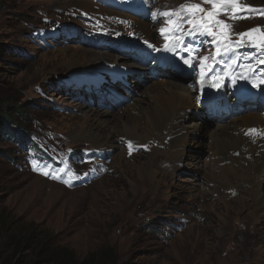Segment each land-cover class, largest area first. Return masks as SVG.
<instances>
[{
  "label": "rangeland",
  "instance_id": "rangeland-1",
  "mask_svg": "<svg viewBox=\"0 0 264 264\" xmlns=\"http://www.w3.org/2000/svg\"><path fill=\"white\" fill-rule=\"evenodd\" d=\"M187 1L172 0L169 4ZM197 1L203 8H211L204 0ZM236 3L239 12L235 18L231 7L222 10L217 18L230 25L226 30L228 41L233 45L241 42L242 46L220 56L221 61L206 63L218 73L216 81L222 77L218 82L226 84V98L231 106H235L231 77L224 72L222 64L234 62L239 50L247 48L246 54L250 58L247 63L256 64L259 72L251 83V91L239 99L238 106L243 114L255 111L264 117V110L255 104L264 97L259 91L263 85L253 87V83L264 78L261 71L264 64L259 63L264 54L258 53L246 36L239 35L255 26L264 32V13L248 10L252 7L264 9V0H236ZM120 4V0H86L85 3L82 0L75 3L67 0H0L1 107L7 112L6 106L10 109L20 107L19 115L11 112L7 117L24 134L19 144L14 136L0 137L2 236L8 230L17 234L27 229L37 234L47 232L55 244L73 249L78 258L90 251L112 248L121 264H264V209L255 208L251 197L258 189L257 184L264 183L263 179L236 197L230 189L229 200H226L229 190L224 195L221 189L214 193L210 184L202 180L204 176L195 177L193 182L194 174L185 168L176 170L171 176L166 173L158 183H150L145 173L137 174L134 164L149 157L152 166L159 169L172 148V122L159 123L155 135L145 137L146 125L158 116L154 114L149 121L141 122L137 132L130 133L129 140L124 136L118 139V144L123 147L119 151L95 150L101 148H94L93 143L84 138L72 137L81 127L90 126L91 118H97L96 113L89 111L103 108L111 113L122 112L126 107H120L128 94L115 89L112 80H107L108 91L101 88L104 83L99 87L103 81L83 91L85 83L77 80L82 77L69 75L68 69L60 64L62 58L56 48L65 49L67 53L79 49L97 55L101 52L111 56V60L120 51L130 53V47L115 43L122 31L109 23L98 25V12L114 15L118 9L122 12ZM123 11L151 25L154 42L160 40L156 24L146 12L127 8ZM188 27L186 22L184 31ZM125 30L131 34L132 41L145 44L128 25ZM203 39L212 43L206 49H217L213 37L205 35ZM97 45L106 46L113 54L97 49ZM204 51L200 57L216 52ZM90 57L80 58V65L91 64L93 59ZM145 58L146 66H151L153 60L146 55ZM199 62H193L195 67L180 85L190 86L186 82L194 78ZM102 78L106 80L110 76L104 73ZM206 79L208 75L204 77ZM241 87L249 89L247 83ZM201 90L199 87L193 93L199 97ZM80 100L84 102L80 103ZM86 102L91 108L85 106ZM74 103L80 104V109L76 110ZM128 112L134 117L141 116L131 108ZM84 113L90 116L88 123H83ZM203 121L215 125L223 118L217 112H209ZM111 123L118 126V121L113 118ZM196 136L201 137L200 141L206 138L203 134ZM96 151L105 153L100 156L88 154ZM187 151V157L198 156L202 160L206 157L205 148L191 146ZM119 153H123L124 158H118ZM243 164L247 166L246 162ZM99 170L102 171L100 176L91 179V173ZM45 171L49 175L45 176ZM247 178L253 180V170L248 169ZM204 188L207 190L203 197L197 190L202 192ZM219 194L222 198L216 201ZM28 255V251L21 253L22 257Z\"/></svg>",
  "mask_w": 264,
  "mask_h": 264
},
{
  "label": "bare ground",
  "instance_id": "bare-ground-1",
  "mask_svg": "<svg viewBox=\"0 0 264 264\" xmlns=\"http://www.w3.org/2000/svg\"><path fill=\"white\" fill-rule=\"evenodd\" d=\"M67 1L75 3L79 0ZM82 1L86 2V0ZM169 1L172 0H166V3H164V0L158 3L155 0H120L122 12L118 9V12L114 15L106 14V12H104V15L100 12L97 13L100 14L99 26L109 23V25L115 26L117 31H122L115 43H118V46L121 47L126 48L127 46L131 48V52L127 54L124 53L126 50L120 51V54L114 60H111V56L103 55L101 52H98L100 55H97L79 49L76 52L71 51L67 53L65 49L56 48V52L62 58L60 64L68 69L69 75L75 74L76 77H82L77 80L81 79L85 83L83 91L90 90L92 85H98L101 81L103 82L99 84V87L104 83V86L101 88H103L104 92L108 91L110 84L107 83V80H112L115 89L128 94V97H126V100H124V103L120 107V109L126 107L122 112L111 113L109 109H93L89 112L96 113L97 118H91V121H89V114L84 113L82 116L83 123H88L89 121L88 124L90 126L81 127L72 137L84 138L91 144L93 143L94 148H101L95 150L115 149L119 151L123 147L118 144V139L124 136L125 139L129 140L130 133L137 132L141 122L149 121L150 116L153 114L158 115L157 118L150 120V124L148 122V126L145 124V137L151 138L154 136L156 131H158L157 125L159 123L172 122L173 127L170 130L172 137L170 144L172 148L165 158L164 155L166 153L163 155V164L159 169L152 166V160L149 157L144 158L143 161H136L134 166L137 174L142 176L145 173L150 183H158L160 182V177H163L166 173H169V176H171L176 170L185 168L196 175H193V182L196 181L195 177L198 178L200 176L202 178L204 176L205 178L202 180H205L208 185L210 184L209 186H211L214 193L219 192L220 189L221 194L229 190L227 192L229 195L225 194L228 197L226 200H229L231 190L236 197L244 191H248L250 189L249 186H254L256 182L264 180V117L262 113H254L255 111L243 114L238 106L239 99L251 91V83L256 80L259 67L256 64L249 65L247 63L250 60L246 54L248 52L247 48L239 50L234 58V62L222 64L224 72L231 77V85L234 89L231 93H234L235 96V106H231L229 100L226 98V94L228 93L226 84L219 82L220 87L213 86L217 82L215 75L218 73L213 72L212 69H205L208 79L204 80L203 88L197 83L200 79V62L194 78L186 82L190 86L186 88L180 85V82L184 83L186 74L191 72V68L182 63V60L187 58L189 53L183 49L178 54L163 50L166 40L165 34H162L160 29L168 27L167 21L174 19V17H160L154 20L153 13L175 10L182 4H200L202 6V3L197 0H189L175 5L169 4ZM124 8L139 9L142 12H146L152 22L156 24L160 40L154 42L151 25L138 17L129 15L126 11H123ZM252 8L255 9L254 7ZM127 25L133 30L134 34L138 35L144 43L145 41L147 43L141 44L132 41L130 39L131 34L125 30ZM184 26L186 27V22L183 24V31ZM89 42L96 43L95 41ZM185 42L197 49L196 52L191 53L195 57L193 62L199 60L200 54L204 50L205 53H213L216 50L213 47L206 49L207 46H212V43L206 42V39H203V36L200 35L185 37ZM149 45L152 47H149ZM96 48L113 54L106 46L97 45ZM184 53L188 56L184 57L182 55ZM145 55L153 60L151 66H146L147 59ZM86 57L93 59L92 63L80 65V58ZM217 60L221 61L220 57ZM211 61L208 60L209 63ZM75 68L78 69L72 70ZM180 68L184 70L181 71L179 70ZM248 68L254 71H246ZM261 71L264 74V70L262 69ZM95 72L99 73L92 74ZM104 73L108 74L110 78L103 80L102 75ZM233 77L237 79L235 84L232 83ZM246 83L249 89L244 90L241 86ZM199 87L202 90L198 92L199 97H197L193 92ZM259 91L264 96V85ZM260 100V102H256L255 104L258 108L264 110V97H260ZM79 102L83 103L84 101L80 100ZM84 104L88 108H91L89 107V102ZM75 105L74 108L76 110L80 109V104ZM130 108L141 116H131L128 112ZM206 112L207 114L209 112L219 113L223 121L215 125L211 121H203L207 115H205ZM111 118L118 121V126L112 125ZM249 129H255L256 132L247 134ZM199 134H203L206 138H202L203 140L200 141L201 137L196 136ZM112 135H114L113 140L111 138ZM143 146L147 149L145 144ZM191 146L201 150L205 148V159L202 160L198 156L187 157V150ZM230 150L232 152H229ZM102 153L105 152L96 151L88 154L100 156ZM117 157L124 158V154L119 153ZM245 162L247 164L246 167L243 164ZM248 169L253 170L252 181L247 178ZM88 173L90 174V172ZM101 173V170L98 172L94 171L91 173V179H97ZM257 186L258 189L251 196L254 207L264 209V205L262 204L264 202V183L260 182ZM206 190L205 188L202 192L197 190V193L204 197ZM221 194L217 195L216 201H220L219 198H222Z\"/></svg>",
  "mask_w": 264,
  "mask_h": 264
},
{
  "label": "snow or ice",
  "instance_id": "snow-or-ice-1",
  "mask_svg": "<svg viewBox=\"0 0 264 264\" xmlns=\"http://www.w3.org/2000/svg\"><path fill=\"white\" fill-rule=\"evenodd\" d=\"M204 3H208L211 5L210 9L203 8L200 4H182L178 9L169 10L160 13H153V19L157 20L160 17H174V19H169L167 21L168 27L161 28L160 31L162 34H165L166 43L163 46L164 51H170L173 53H179L181 49L185 52L189 53L187 58L182 60L183 65H186L188 68H194L195 64L193 60L195 59L191 53L196 52L197 49L193 48L191 45L186 44L185 37L188 36H209L213 37V43L217 44L216 52H214L211 56L200 57V71L199 77L200 79L197 83L200 84L201 88H203L204 77L207 75L205 69H210L211 65H208L206 62L208 60H212L213 63L216 62L217 58L227 54L234 50V47H240L241 42H236L235 45L232 44L231 41L227 39L226 30L230 28L229 24H226L223 20L217 19L222 10H226L229 7L233 9V18L238 15L239 6L236 3V0H204ZM249 11H260L264 13V9H253L249 8ZM187 22L190 27L187 31H183V24ZM213 29H218L214 31ZM259 29H252L249 32L240 33V36H250L253 32H258ZM147 43V41H145ZM149 47H152L149 45ZM253 47L257 50L258 53L264 54V33L261 34L260 38L257 42L253 44ZM159 50V49H154ZM259 63L264 64V59H261ZM179 67V66H178ZM179 70L183 71V68ZM246 71H254L251 68L246 69ZM245 78V77H240ZM222 77L217 78V82L213 84L214 87H220V83L218 82ZM237 82L236 77L232 78V83L235 84ZM259 85H264V79H260L258 83H253V87H257ZM255 129H249L247 134L255 133ZM129 152L132 151V144L129 142ZM61 171H64L62 169ZM45 176L49 175L47 171L43 172ZM69 175H73L69 173ZM58 178V177H57Z\"/></svg>",
  "mask_w": 264,
  "mask_h": 264
},
{
  "label": "trees",
  "instance_id": "trees-1",
  "mask_svg": "<svg viewBox=\"0 0 264 264\" xmlns=\"http://www.w3.org/2000/svg\"><path fill=\"white\" fill-rule=\"evenodd\" d=\"M9 107L6 106L8 112L3 111L0 101V137L14 136L19 144L24 134L22 135V131L7 115L11 112L19 115L22 111L20 107L18 109ZM6 232L3 237L0 225V264H121L112 248L90 251L82 258H78L73 249L55 244L52 235L47 232L37 234L31 229L20 234L9 230ZM25 251H28L29 255L22 257L21 253ZM17 255L20 256L16 257Z\"/></svg>",
  "mask_w": 264,
  "mask_h": 264
},
{
  "label": "water",
  "instance_id": "water-1",
  "mask_svg": "<svg viewBox=\"0 0 264 264\" xmlns=\"http://www.w3.org/2000/svg\"><path fill=\"white\" fill-rule=\"evenodd\" d=\"M252 29H259V31H258V32H253L250 36H246V37H248V39H249L250 41H252L253 43H255V42L258 41V39L260 38L261 34L264 33V32H263L259 27L255 26V27H252V28L246 29V30L244 31V33H245V32H249V30H252Z\"/></svg>",
  "mask_w": 264,
  "mask_h": 264
}]
</instances>
